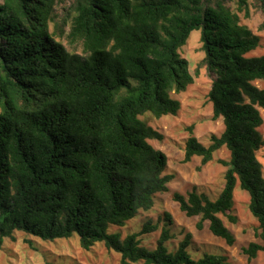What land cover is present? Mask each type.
<instances>
[{
    "label": "trees",
    "instance_id": "1",
    "mask_svg": "<svg viewBox=\"0 0 264 264\" xmlns=\"http://www.w3.org/2000/svg\"><path fill=\"white\" fill-rule=\"evenodd\" d=\"M59 2L0 0V242L15 232L44 241L77 235L82 250L103 243L121 264H230L224 254L195 257L190 233L170 249L168 214L153 249L141 237L160 221L125 237L109 233L169 191L168 157L149 142L164 135L141 117L178 115L171 94L194 82L179 51L200 30L199 68L212 77L208 98L224 130L205 146L191 126L184 163L198 157L206 166L224 147L230 157L219 161L227 170L217 199L194 188L173 200L187 217L201 218L199 229L208 222L233 246L221 216L237 223L240 187L260 240L243 253L249 261L264 253V89L256 85L264 82V55L250 56L262 38L241 16L264 14V0H68L61 9Z\"/></svg>",
    "mask_w": 264,
    "mask_h": 264
},
{
    "label": "rangeland",
    "instance_id": "2",
    "mask_svg": "<svg viewBox=\"0 0 264 264\" xmlns=\"http://www.w3.org/2000/svg\"><path fill=\"white\" fill-rule=\"evenodd\" d=\"M66 1L68 0H60L57 8L61 9ZM235 2L232 4L234 9H236ZM241 16L243 24L262 38L261 46L250 56L264 55V28H262L264 14L254 13L252 10L250 18L246 19L243 15ZM201 34L200 30L192 32L186 45L179 51L182 58L189 62L194 82L185 92L171 94L181 103L178 115L157 119L151 113H147L141 117L149 126L164 135L162 141L149 142L168 157L166 174L174 176L168 184L169 191L156 196V204L151 211H142L123 228L111 227L109 233H120L125 237L128 234L139 232L148 220L154 223L160 221L157 232L141 237L143 245L153 249L164 225L168 224L167 221H163L165 214H168L172 221L169 228L173 236L168 242L170 249L175 248L186 234L190 233L192 248L195 251L194 256L197 258L203 257V253L207 252L227 255L230 264H264V253H259L257 258L251 261L243 253V249L251 242H260V240L257 237L258 222L249 210L250 197L240 187L234 193L232 213L237 218V223H231L226 217L221 216L236 238L233 246L215 237L209 230L208 222H204L203 227L199 229L198 224L201 218L187 217L173 200L174 193L187 195L194 188L199 193L209 196L211 200L217 199L224 187V176L227 170L219 161H228L230 157L229 151L224 147L214 154V160L206 166H201V159L198 157L193 158L189 163H184L185 142L191 135L189 131L191 126L194 127L193 135L205 146L210 144L212 135L219 136L224 130L222 119L213 120L212 104L208 98L212 77L206 68H199L205 57L201 50ZM63 43L68 50L82 53L80 46L73 47L65 41ZM256 85L264 89V82L258 81ZM261 113L264 118V110H261ZM259 131L264 139V124ZM258 158L263 165L264 173V148L258 152ZM0 264H121V261L120 255L108 251L103 243H97L91 251L82 250L77 235L70 239L44 241L22 232H15L13 238H4L0 242Z\"/></svg>",
    "mask_w": 264,
    "mask_h": 264
}]
</instances>
